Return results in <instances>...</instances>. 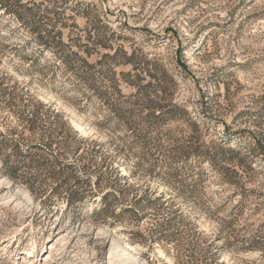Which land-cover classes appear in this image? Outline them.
<instances>
[{"label": "rangeland", "instance_id": "1", "mask_svg": "<svg viewBox=\"0 0 264 264\" xmlns=\"http://www.w3.org/2000/svg\"><path fill=\"white\" fill-rule=\"evenodd\" d=\"M0 2V264H264V0Z\"/></svg>", "mask_w": 264, "mask_h": 264}, {"label": "trees", "instance_id": "2", "mask_svg": "<svg viewBox=\"0 0 264 264\" xmlns=\"http://www.w3.org/2000/svg\"><path fill=\"white\" fill-rule=\"evenodd\" d=\"M1 1V0H0ZM1 3V2H0ZM17 7H22V4H19V3H17ZM18 12H17V10H16V14H17ZM49 117L47 116V117H44V121H46V119H48ZM29 121H32V119H28L27 120V122H29ZM51 134V132H49V135ZM49 138H48V144H51L52 142H53V140H52V138H51V136H48Z\"/></svg>", "mask_w": 264, "mask_h": 264}]
</instances>
